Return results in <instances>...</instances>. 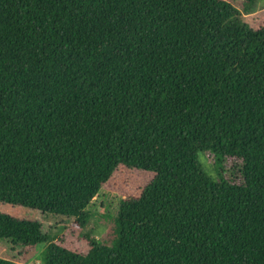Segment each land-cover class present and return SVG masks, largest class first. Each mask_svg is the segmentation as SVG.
Here are the masks:
<instances>
[{
    "label": "trees",
    "instance_id": "trees-1",
    "mask_svg": "<svg viewBox=\"0 0 264 264\" xmlns=\"http://www.w3.org/2000/svg\"><path fill=\"white\" fill-rule=\"evenodd\" d=\"M257 1L0 0V202L72 219L0 211V264H264ZM102 188L124 195L81 249Z\"/></svg>",
    "mask_w": 264,
    "mask_h": 264
},
{
    "label": "rangeland",
    "instance_id": "rangeland-1",
    "mask_svg": "<svg viewBox=\"0 0 264 264\" xmlns=\"http://www.w3.org/2000/svg\"><path fill=\"white\" fill-rule=\"evenodd\" d=\"M264 11V0H258L250 12L243 14V19L248 22L253 16H257ZM199 161L204 169L210 175H214V168L211 158L204 153L198 155ZM140 176L134 172L119 170L114 176V179L121 185L124 184L127 188H133L137 185ZM123 193L113 188H102L90 201L87 209L90 212V218L84 229L78 231V236H89L103 239L106 237L111 225V217L118 212V205ZM0 211L9 213L20 218H29L38 220L42 225V231L45 233L62 234L67 226L72 222L71 218L54 216L51 214H43L42 212L22 206L11 205L0 202ZM77 236V237H78ZM78 245L81 249H86L87 244L83 239L78 238ZM75 241V242H76ZM41 245L38 246L42 249ZM0 256L13 260L21 261L22 249L19 244L10 243L8 240L0 239ZM26 264H40L38 254H32Z\"/></svg>",
    "mask_w": 264,
    "mask_h": 264
}]
</instances>
